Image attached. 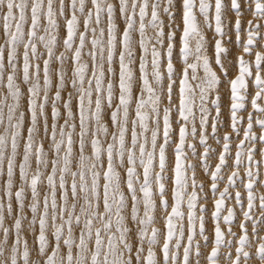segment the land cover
Instances as JSON below:
<instances>
[{
  "label": "snow or ice",
  "instance_id": "1",
  "mask_svg": "<svg viewBox=\"0 0 264 264\" xmlns=\"http://www.w3.org/2000/svg\"><path fill=\"white\" fill-rule=\"evenodd\" d=\"M0 40V264H264V0H0Z\"/></svg>",
  "mask_w": 264,
  "mask_h": 264
},
{
  "label": "rangeland",
  "instance_id": "2",
  "mask_svg": "<svg viewBox=\"0 0 264 264\" xmlns=\"http://www.w3.org/2000/svg\"><path fill=\"white\" fill-rule=\"evenodd\" d=\"M208 35H209V37H210V36H211V32H209ZM0 42H2V40H0ZM210 51H211V49H210Z\"/></svg>",
  "mask_w": 264,
  "mask_h": 264
}]
</instances>
